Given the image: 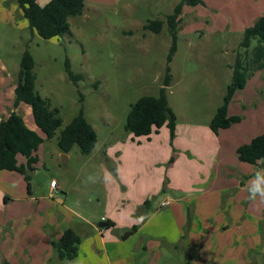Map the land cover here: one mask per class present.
<instances>
[{
	"label": "crops",
	"instance_id": "obj_1",
	"mask_svg": "<svg viewBox=\"0 0 264 264\" xmlns=\"http://www.w3.org/2000/svg\"><path fill=\"white\" fill-rule=\"evenodd\" d=\"M179 1H174L173 9ZM9 2L0 0V8L5 9ZM120 2L84 0L83 15L88 14V4L93 9L114 6L117 11ZM123 4L129 10L134 2L126 0ZM188 6L196 5H184L182 20ZM10 8L8 14L3 11V17L15 18L10 23L32 33L18 4L11 2ZM4 70L1 65L0 119L15 110L30 129L44 137L32 108L24 102L14 106L16 75ZM206 76L211 83L214 76L208 72ZM184 77L180 73L176 83ZM239 91L230 102L229 115H237L231 109L233 102L241 100ZM204 96L207 93L192 92L188 98ZM216 111L202 121L190 119L195 113L180 118L175 111L173 138L163 126L148 140L131 134L111 143L98 139L79 167L70 169L73 180L90 163L98 165L105 175V205L98 216L83 213L80 203L77 208L67 202V184L58 171L50 178L57 180L52 187L47 173L37 164L30 186L23 174L0 170V262L17 259L16 264H47L52 242L72 227L81 241L76 258L69 264H264V202L249 201L246 190L253 181L264 184V163L238 158L237 148L246 136L244 131L232 130L239 122L217 133L210 129ZM65 158L69 163L70 151ZM18 161L26 163V157L19 155ZM38 172L42 173V184L48 185L46 193L38 188L42 184L34 181ZM165 201L168 203L163 204ZM101 222L106 225L100 226ZM133 226L136 230L124 237Z\"/></svg>",
	"mask_w": 264,
	"mask_h": 264
},
{
	"label": "rangeland",
	"instance_id": "obj_2",
	"mask_svg": "<svg viewBox=\"0 0 264 264\" xmlns=\"http://www.w3.org/2000/svg\"><path fill=\"white\" fill-rule=\"evenodd\" d=\"M9 1L5 9L0 8V66L5 67V73L17 75L21 56L28 49L35 61L36 90L52 107L58 108L62 118L56 134L45 138L39 147L37 165L47 173L49 181L59 172L67 184L68 203L77 208L80 203L83 208L79 210L83 213L98 216L105 205V175L98 165L90 163L73 180L70 169H77L85 155L74 146L67 163V153L59 148L57 137L80 111L96 129L100 142L111 143L131 134L125 129L130 105L142 95L158 94L172 44L166 23L159 33L145 30L144 25L151 19H165L173 12L176 0H133L129 10L123 4L126 0H121L117 11L114 6L93 9L88 4V14L71 17L70 31L59 39H43L29 29L17 28L10 23L15 18L9 15L6 18L9 21L3 22L6 20L3 11L8 14L11 2L16 3ZM262 14L264 0H204L195 7H187L177 32V50L170 63L173 82L168 88L169 103L180 118L195 113L190 119L202 121L216 111L231 80L230 65L243 31ZM252 42L253 45L255 40ZM66 58L72 70L83 76L78 83L66 74ZM182 72L184 80L176 83ZM207 72L214 76L211 83ZM192 92L207 96L188 98ZM239 95L241 100L233 102L231 112L242 119L232 130L246 132L243 141L248 143L264 132V68L248 79ZM47 186L46 183L38 188L46 193ZM60 196L65 197V192ZM51 248L47 264H69L59 260Z\"/></svg>",
	"mask_w": 264,
	"mask_h": 264
},
{
	"label": "trees",
	"instance_id": "obj_3",
	"mask_svg": "<svg viewBox=\"0 0 264 264\" xmlns=\"http://www.w3.org/2000/svg\"><path fill=\"white\" fill-rule=\"evenodd\" d=\"M21 8L24 17L29 21L32 33L43 39H59L70 31V17L82 15L84 0H48L41 4L39 0H15ZM203 0H180L173 12L165 19H151L145 25V30L155 33L162 31L165 23L168 33L172 37V44L167 54V64L162 84L157 95H142L130 105L125 129L135 138L149 137L163 126L170 130L171 138L175 135L177 115L171 107L167 89L173 82L170 63L177 50V32L182 21L184 5H198ZM255 43L252 45V41ZM35 61L28 49H25L20 60V67L16 75L15 100L16 107L20 102L32 108V114L44 137L30 129L22 115L12 111L6 118L0 119V170L17 171L24 175L30 186L35 164L39 161L36 151L44 142L50 139L62 125L57 107L50 103L36 90ZM231 80L227 84L223 103L218 107L210 122V129L217 133L219 129L228 128L241 121L240 115H229L228 108L235 93L243 89L248 79L257 71L264 68V14L260 15L251 25L247 26L235 50ZM65 71L69 79L78 83L83 76L75 73L69 58L65 60ZM98 142V135L93 125L80 111L59 133L57 144L68 153L74 146H78L82 154L92 152ZM241 161L259 164L264 163V132L255 136L250 142L241 144L237 148ZM26 157V163H19L18 156ZM147 204V201L145 202ZM136 230L133 226L123 236L126 237ZM81 236L72 227L66 228L60 238L52 242L56 256L61 261H73L78 254ZM6 264H9L6 262Z\"/></svg>",
	"mask_w": 264,
	"mask_h": 264
},
{
	"label": "clouds",
	"instance_id": "obj_4",
	"mask_svg": "<svg viewBox=\"0 0 264 264\" xmlns=\"http://www.w3.org/2000/svg\"><path fill=\"white\" fill-rule=\"evenodd\" d=\"M260 170L258 169L257 175H259ZM246 190L248 192L249 201H261L264 202V184L257 183L255 181L252 184L246 186Z\"/></svg>",
	"mask_w": 264,
	"mask_h": 264
},
{
	"label": "water",
	"instance_id": "obj_5",
	"mask_svg": "<svg viewBox=\"0 0 264 264\" xmlns=\"http://www.w3.org/2000/svg\"><path fill=\"white\" fill-rule=\"evenodd\" d=\"M65 161H66V158H65ZM41 176H42V173H40V172H38V173H36V174L34 175V179H35V181L38 182L39 184H42V183H43V181L40 180V177H41ZM104 225H106V222H101L100 226H104Z\"/></svg>",
	"mask_w": 264,
	"mask_h": 264
},
{
	"label": "built area",
	"instance_id": "obj_6",
	"mask_svg": "<svg viewBox=\"0 0 264 264\" xmlns=\"http://www.w3.org/2000/svg\"><path fill=\"white\" fill-rule=\"evenodd\" d=\"M56 184H57V180L55 178L50 180V185L52 187H55ZM167 203H168V201L163 202V204H167Z\"/></svg>",
	"mask_w": 264,
	"mask_h": 264
}]
</instances>
